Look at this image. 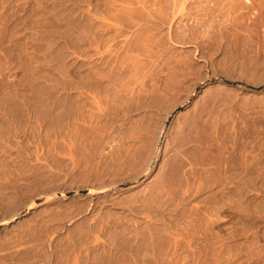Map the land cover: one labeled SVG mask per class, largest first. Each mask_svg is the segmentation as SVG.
Masks as SVG:
<instances>
[{
    "label": "rangeland",
    "instance_id": "obj_1",
    "mask_svg": "<svg viewBox=\"0 0 264 264\" xmlns=\"http://www.w3.org/2000/svg\"><path fill=\"white\" fill-rule=\"evenodd\" d=\"M104 1L0 0V264L4 259L7 263L14 264V260H11V258L15 259L16 257L18 260H15V264H69L67 262L72 264L77 257L83 259H76L78 264L79 262L80 264H88L90 261V264L97 262V264H161L164 261L167 262L164 264H168V262L169 264L170 262L172 264H185L188 261V263L193 264L196 262V257L193 259L195 262L192 263V260H188L191 259L188 256L190 254L194 256L199 254V257L202 255L200 257L202 262L200 259L198 260L199 257L197 256L196 264L199 261V264H264V0H233L232 2L231 0H187L185 3L182 2L183 0H173L179 2V5L172 2V0H168V2L166 1L168 6L173 7L167 6V8L161 6L156 8L155 4L158 3L154 0L152 2L148 0L151 2V6L147 0H144L142 4H140L141 0H137V2L140 1V3L138 2L139 6H137L136 1L135 4L131 0H125L127 1L126 4L130 1L133 2V6L135 4L134 8L132 4L128 3L131 5L130 10L128 4V7L122 4L124 3L123 0H116L119 6L122 4L124 8L127 7L125 8L128 9L127 12L133 11V8L136 9V7L140 9L141 5L148 4L146 5L149 6L148 9L143 6L144 9L141 10L147 18L145 19L144 16H141V13L139 14L141 18L144 17V21L138 18L136 12H140L139 9L133 12L136 17L138 16L137 18L132 16L133 13L131 12L132 15L130 13V15L126 14L130 16L131 27L127 24L129 21L126 23L128 16L125 17L124 9L113 10L116 9L113 7L117 6L118 8V5L114 6L117 3H112L113 5H109L110 8H108L106 7L107 3L109 4L114 0ZM162 1L159 4L166 6V3L164 4ZM193 2L195 3L193 4ZM153 3H155L156 9L154 6L152 7ZM144 10H148L149 14ZM117 11H124V15L123 13H117ZM115 13L123 15L120 16L125 17L127 20H122ZM113 16L115 18H112ZM116 18L123 22L121 23L118 20V23ZM113 19H115L116 24L110 28L109 24L115 23V21H111ZM136 19H139L140 22ZM120 23L123 25H119ZM124 23L127 25L125 26ZM115 25L121 26L125 30V32L118 30L124 35L120 36V33L116 32L119 28L114 29ZM107 28L111 30L109 29L106 32H110L105 33L103 30ZM113 29L118 35L114 34ZM137 31L141 33V36ZM135 33L141 39V43H139V40H135L138 38ZM109 37H113V39ZM114 37L118 38L115 39ZM130 37L133 39L128 41ZM108 38L110 40L115 39V41L108 44L111 42ZM124 38L129 42H127L129 46L126 45ZM123 41L124 45H122ZM130 42L133 43L130 44ZM135 42L141 45L131 46L136 45ZM142 42H145L146 45ZM106 44L110 45L109 49H106ZM115 45L119 48L124 47L121 48L122 51H118ZM111 47H115L118 53H115L116 51L112 50ZM138 47H142V49ZM132 48L136 50V53H138V49H141L142 51H139L140 55L135 54ZM98 49L102 51L97 52ZM129 49H132V51ZM144 49L146 52L141 55ZM111 50L114 52H111ZM123 50H126L127 53H122ZM101 52L103 53L100 54L101 56L97 54ZM118 55L119 57L121 55V57H118L120 60L116 61ZM122 55L129 61L122 59ZM107 56H112L113 59ZM129 56L132 58H126ZM109 59L112 66L110 67L111 64L107 65L111 70H108L110 68L106 65V62L109 63ZM141 59H143V62ZM91 61L94 62L91 63ZM91 65L95 67V71L92 70ZM125 66L126 68H124ZM103 70L104 72H102ZM91 71L97 73L94 74L93 72V75L90 74ZM96 77H103V79L98 83ZM108 77L111 79L104 80ZM112 79L113 81H111ZM92 84L94 86H91ZM87 85L91 90L86 87ZM92 89L97 92L92 93ZM77 93H82V96ZM69 95H73V97ZM96 96H98V99L95 98ZM83 98L86 104H84ZM95 100L99 101H97L98 105ZM69 102H72L71 106L73 107L68 105ZM76 102L79 104L77 105ZM123 102L128 104L126 108ZM122 103L125 105H123L124 107ZM85 107L86 109H82ZM125 109L129 111L126 112ZM69 110L70 113L66 114ZM91 110L94 113L89 112ZM78 112H83L88 118ZM90 113L91 115L94 114L93 118L96 120L94 124L96 123L98 128L93 124L95 120L89 117ZM65 114L66 116H64ZM68 114H72L74 117H70L71 115ZM78 115L82 118V122H90V128L99 129L100 132L99 134L97 130L93 129L94 131L87 132H97L85 137L84 133L87 132H84V130H89V126H87V123H83L86 124L82 126V128L84 127V133L81 132L84 138L81 137L82 140H78V137L77 140L74 139V145L78 146V150L81 148L88 149L87 151L83 150L85 151L83 153L87 154L86 157L81 152L82 149L77 150L82 153L81 155L75 154L77 148L70 141V138L76 137L78 134L76 132L80 131L74 130L77 127L74 124L82 123L79 122L81 119L77 117ZM69 118H75V121H71L74 126L69 125L72 128L67 126L70 124ZM78 118L79 121L76 120ZM62 122L66 125L61 124ZM61 125L68 127L67 130L69 128L74 129L66 134L64 131L66 129ZM80 127L76 129H81ZM105 127H107L106 130ZM97 133L100 141L97 139L98 136L95 135ZM69 134L72 137L69 138ZM81 134L80 136H82ZM67 137L66 140L68 141L64 139ZM67 143H71L72 147L76 149H71V146H69L71 144ZM88 143H92L93 146L99 149L92 147V145L89 147L90 144ZM72 150H74L72 154L78 156V160H82V157L87 158L86 161L82 160V165L78 162L82 167L75 166L78 168V170H73L75 176L71 170L74 168L72 166L76 156H71V158L69 156V152H72ZM90 150H94L95 155ZM240 152L242 153L241 162L244 164H240ZM245 152L249 155L252 154L250 157L249 155L245 156L249 160L248 162L259 160L257 169H252L254 172L251 170L253 174L245 168L248 163L243 157ZM92 154L94 157H92ZM113 154H116V156ZM90 157L95 160H91ZM247 157L252 158V160ZM72 158L74 161L71 160ZM116 159L119 160L118 164ZM107 160L111 161L108 162ZM93 161L95 163H92ZM96 161L98 164L101 162L102 166H100L104 169L113 166L110 169H113L114 172L112 170L110 172L108 168L109 171L106 172L105 169L104 172L103 168L95 165L97 164ZM104 161L105 163H103ZM65 162L68 164L65 165ZM75 163L79 165L77 162ZM93 164L98 168L96 171H101V176H96V179L91 176L90 172H86L85 166H89L90 169ZM122 164L125 167L119 172L121 174L118 173L113 178L112 173H115L116 168ZM94 165L92 166L93 169H90L91 171L96 169ZM84 167L85 169H82ZM243 167L249 172L245 171L246 173H244V169L241 170ZM68 169L71 172H67ZM81 169L82 171L79 174L78 171ZM83 170L86 172L85 175L82 174L84 173ZM258 171H261L259 172L262 173L261 176ZM96 173L99 175L98 172ZM104 173L108 174L105 175ZM247 173L250 174L246 176ZM92 174L95 175L94 172ZM238 174L242 175H239V177ZM76 175H79V177ZM109 175L112 176L109 177ZM85 176L87 178L90 176L93 180L87 179ZM121 176L124 178L122 179ZM252 176L254 177L252 178ZM98 177L103 178L102 181L99 179L100 181L97 182ZM247 177L255 178V181ZM111 178L113 180L108 181ZM236 178L239 180L238 182ZM83 180L88 182L83 183ZM104 182L106 184L110 182V185L105 186ZM89 183H93V186ZM253 183L257 186H253ZM112 186H116L114 188L117 189L113 190ZM104 188L103 193L89 195L91 190ZM115 190L117 191L114 192ZM111 195H114L112 200ZM38 199L43 201L27 212L24 211L29 203ZM130 202L133 203V207ZM125 204H129L131 208L129 205L125 206ZM78 205L83 208L81 209L83 211H80L79 208L72 212L71 210L76 209ZM89 205L96 207L90 206L94 209L92 210ZM123 207L129 208H124V212ZM65 210L67 211L65 212ZM128 210L129 212H127ZM103 212L107 213L103 215ZM106 215L110 217L107 219ZM67 216H70L69 220ZM86 218L88 220L85 221ZM71 219L72 221H70ZM96 220H101L104 226L110 227L104 232L97 231L96 234L99 237L91 233H88V236L80 233L83 230L84 233H87L85 230L87 225L84 224L93 223L88 221L95 222ZM56 221L61 222L57 223ZM82 221L83 223H81ZM46 223L48 225L53 223V225L48 226L45 225ZM110 223L112 225H109ZM76 225L84 229L82 230L78 226L75 227ZM130 225L136 227L132 228ZM57 226L61 227L60 232H56L59 228ZM205 226H209L211 229L209 227L204 228ZM43 227L51 232H49L50 235L46 233L48 230L46 231L45 228V231H43ZM123 227L124 229L128 228L126 229L129 230V233H125L130 236L125 237L126 234L121 232ZM50 228L51 230L53 228V231ZM73 228L77 229L74 230ZM131 228L132 230H130ZM69 229L72 231H69ZM204 229L206 233L209 230L207 235L206 233L203 234ZM77 230L79 232L72 234ZM130 231L131 233L134 231L135 235L132 233L134 238ZM41 234L44 237L40 241H42V244L45 242L44 245L39 242L38 237ZM156 234L157 236H155ZM184 234L188 239L193 237L195 239L199 238V240L195 242L193 238V240L190 239L189 244L192 241L193 246L186 247L188 243L185 241L188 242V240L186 237V240L182 239L185 236ZM19 235H22L23 238ZM76 235L80 236L77 237ZM83 235L88 239L92 238L89 239L92 245L96 244L90 245V247L86 245L88 248L84 250L88 251L87 253L83 250V248H86L83 247V244L85 241L89 242V240L85 238L84 241L82 239L84 238ZM112 235L113 237H111ZM121 235L125 236L119 239ZM192 235H195V237ZM92 236L98 237L102 241H99L98 238L94 240ZM154 236L155 239L152 238ZM168 236H171L170 240H168ZM219 236L220 239H225L226 242L220 241ZM204 237L210 238V243L208 239L205 241ZM12 238H14L13 241ZM16 238H19L20 241ZM77 238L81 240H76ZM10 239L11 241H8ZM35 239L38 241H35ZM171 239H175V242ZM217 239L221 244L225 243L222 248L220 243L216 246L213 244ZM26 240H29L28 243ZM67 240H69V245ZM103 240L107 242L103 243ZM176 240H179L178 243H176ZM15 241L18 242L15 243ZM75 241L83 242L80 244L78 242L77 245ZM122 241L125 243L123 244ZM127 241H132V243L129 242L128 244ZM169 241L173 242L175 249H170L172 244ZM183 242L186 243V250ZM204 242L210 244L209 246L214 245L210 248L216 250L208 249V245H206L207 247L201 246V248L200 245H205ZM39 245L42 247L38 251ZM74 245L77 247H74ZM79 245H82L83 248H80ZM161 245L163 247L159 249L158 247ZM173 245L172 247H174ZM110 246L116 247V249L113 248V252H109L110 249L108 248ZM72 247H74V250ZM196 247H199L198 250ZM224 247L225 250L222 252ZM30 248H36L37 251L34 253L33 249ZM103 248L108 249L107 251L104 250V253L108 252L110 254L111 260L109 263L106 261L99 262L104 256L100 253ZM131 248H134V250ZM79 249L83 251L80 252ZM75 250L79 251V254ZM201 250L206 253V256H203ZM164 251L173 255L171 256ZM172 251L173 253H171ZM217 252L222 257L219 255L214 256ZM29 253L34 254L32 255L33 258L28 255ZM223 255H225V258ZM207 256L211 257L210 260ZM218 256L221 259L224 258L223 261L219 260ZM153 257L158 258V260H152ZM186 257H188V261ZM124 259L126 260L124 261ZM159 260H162V262L160 263Z\"/></svg>",
    "mask_w": 264,
    "mask_h": 264
},
{
    "label": "bare ground",
    "instance_id": "obj_2",
    "mask_svg": "<svg viewBox=\"0 0 264 264\" xmlns=\"http://www.w3.org/2000/svg\"><path fill=\"white\" fill-rule=\"evenodd\" d=\"M80 1H83V0H80ZM96 1H97V0H96ZM109 1H111V0H109ZM109 1H106V0H105L104 2H109ZM114 1H115V2H114ZM114 1L110 2L109 4L107 3V6H106V7L110 8L111 5H113L114 3H117V2H118V1L116 2V0H114ZM123 1H124L125 4H124V3H122V4H123V5H126V6H127L128 3H130V4H132L133 2L135 3V1H136V3H137V6H139L138 2L140 3V1L137 2V0H131V1H133V2L130 1V2H128L127 4H126L127 1H125V0H123ZM123 1H122V2H123ZM147 1H148V0H147ZM147 1H146V2H147ZM149 1H150V0H149ZM149 1H148V2H149ZM154 1L157 2L158 4L153 3L152 7L154 6V4H155L156 8H159V6H161V7H163V8H165V7L167 8V6H168V4H167L168 0H165V2H163L164 0L162 1V3H164V4L166 3V6H162L163 4H162V5L159 4V3H161V0H160L159 2H158V0H157V1L154 0ZM166 1H167V2H166ZM190 1H191V0H190ZM193 1H194V0H193ZM232 1H233V0H231V2H232ZM235 1H236V0H235ZM235 1H234V2H235ZM238 1H239V0H238ZM119 2H120V1H119ZM151 2H152V0H151ZM151 2H149V3H150V4H149L150 6H151ZM172 2H174V1L172 0ZM172 2L170 1L171 4H172ZM182 2L185 3V2H187V0H183ZM86 3H89V2H86ZM101 3H103V2L101 1ZM112 3H113V4H112ZM120 3H121V2H120ZM136 3H135V4H136ZM142 3H144V0H143V2H142V0H141V3H140V4H142ZM174 3H178V5H179V2H176V1H175ZM174 3H173V4H174ZM180 3H181V1H180ZM194 3H195V2H193V4H194ZM247 3H248V2H247ZM122 4H120V6H121ZM130 4H128V6H129L128 9H129V10H130V6H131ZM135 4H134V6H135ZM145 4H146V3H145ZM181 4H182V3H181ZM189 4H190V3H189ZM233 4H234V3H233ZM243 4H244V3H243ZM86 5H87V4H86ZM105 5H106V4H105ZM109 5H110V6H109ZM115 5H118V8L120 7L118 3H117V4H114V6H115ZM123 5H122V7L119 8V9L117 8V6H116V7H113V6H112V7H113V8H116V9H113V10H118V11H119L120 9H124V10H125V15H126L127 13L129 14L130 12H131V13H133L134 11L136 12V11L139 9V7H138V9H137V7H136L137 10L134 9L135 7H134L133 4H132V6L134 7V8L132 7V8H133V11L131 10L130 12H129V11L127 12L128 9L126 10L125 8H127L128 6L124 8ZM146 5H148V4H146ZM146 5L144 6V4H143V5H141V6H142V7L144 6L145 8L149 7V6H146ZM157 5H158V6H157ZM178 5H177V6H178ZM231 5H232V3H231ZM83 6H84V5H83ZM91 6L93 7L94 5H91ZM91 6H90V7H91ZM155 6H154V8H155ZM170 6H171V5H169L168 7H170ZM175 6H176V4H175ZM192 6L194 7V5H192ZM192 6H191V7H192ZM236 6H237V5H236ZM252 6H253V5H252ZM142 7L139 9L140 12H138V11L136 12L138 16H139L140 13H141V16H144V12H141V10L144 9V7H143V8H142ZM161 7H160V8H161ZM171 7H173V6H171ZM178 7H179V6H178ZM88 8H89V5H88ZM154 8H151V9H154ZM156 8H155V9H156ZM176 8H177V7H176ZM176 8H174V9H176ZM180 8H182V7L180 6ZM204 8H205V7H204ZM147 9H148V8H147ZM155 9H154V10H155ZM177 9H179V8H177ZM191 9H192V8H191ZM162 10H163V9H162ZM118 11H117V13H121V14L123 13V15H124V11H123V12H118ZM144 11L147 12L148 10H144ZM149 11H150V8H149ZM151 11H152V10H151ZM261 11H262V10H261ZM155 12H156V11H155ZM178 12H179V11H178ZM117 13H115V15L118 16L119 14H117ZM131 13H130V14H131ZM142 13H143V15H142ZM147 13H148V12H147ZM85 14H87V13H85ZM121 14H120V15H121ZM130 14H129V15H130ZM134 14H135V13H133V15H132V14H131V15L134 16L135 18H137L138 16L136 17V16H135L136 14H135V15H134ZM148 14H149V13H148ZM83 15H84V14H83ZM115 15H114V16H115ZM120 15H119V16H120ZM123 15H121V16H123ZM129 15H126V16H125L126 18H127V16H128V20L125 19V17H124V18H122L121 16H120V17H121L122 20L125 19L124 21L127 20V21H126V23H127V22L130 20V16H129ZM145 15H146V13H145ZM114 16H113L112 18H115V17H116V16H115V17H114ZM132 16H131V17H132ZM161 16H162V14H161ZM258 16H259V15H258ZM81 17H82V16H81ZM90 17H91V16H90ZM92 17H97V16H92ZM120 17H118V18L120 19ZM134 17H132V18H134ZM144 17H145V16H144ZM144 17L141 18V17L139 16L138 18L143 19ZM149 17H150V15H149ZM132 18H131V20H132ZM146 18H147V17H145V19H146ZM257 18H258V17H257ZM81 19H83V18H81ZM99 19H100V18H99ZM101 19H102V17H101ZM103 19H104V18H103ZM116 19H117V18H116ZM119 19H117V22H118V23H119V21L121 20V19H120V20H119ZM145 19H143L142 21H144ZM148 19H149V18H148ZM159 19H160V18H159ZM106 20H107V19H106ZM118 20H119V21H118ZM136 20H139V19H136ZM136 20H135V21H136ZM111 21L114 22L115 19H113V20H111ZM133 21H134V19H133ZM148 21H149V20H148ZM109 22H110V21H109ZM120 22L122 23L123 21H120ZM129 22H130V24H129ZM129 22H128L127 24L129 25V27H131L130 25H131L132 23H131V21H129ZM138 22H140V20H139ZM157 22H159V21H157ZM163 22H164V21H163ZM121 23H120L119 25L122 26L123 24H121ZM126 23H124L125 26L127 25ZM114 24H116V21H115V23H112V24L110 23V24H109V25L111 26L110 28H112V26H113ZM109 25H108V26H109ZM162 25H163V24H162ZM102 26H103V25H102ZM116 26H117V25H115V27H113L114 29L119 28V29H117L116 32H118V30H119L120 32H121V31L125 32V30L122 29L121 26H120V27H119V26L116 27ZM125 26H123V27H125ZM127 27H128V26H127ZM92 28H93V27H92ZM110 28H109V29H110ZM103 29H104V28H103ZM109 29L107 28V29H105V30H103V31H105V33H108V32H110V31H108V32H106V31L109 30ZM114 29H113V30H114ZM121 29H122V30H121ZM110 30H111V29H110ZM94 31H95V30H94ZM100 31H101V30H100ZM103 31H102V32H103ZM139 31H140V30H139ZM96 32H97V31H96ZM120 32H118V33H120ZM127 32H128V31H127ZM137 32H138V31H137ZM137 32H136V33H137ZM118 33H115V30H114V34H117V35H118ZM136 33H135V35L137 36ZM138 33H140V32H138ZM94 35H95V34H94ZM100 35H101V34H100ZM119 35L121 36V35H124V34H123V33H120ZM138 35H139V34H138ZM113 36H116V35H113ZM136 36H135V38H136ZM139 36H141V33H140ZM123 37H124V36H123ZM137 37H138V36H137ZM87 38H88V37H87ZM109 38H111V37H109ZM109 38H108V39H109ZM114 38L117 39L118 37H114ZM125 38H126V36H125ZM125 38H124V39H125ZM135 38H134V39H135ZM111 39H113V37H112ZM115 39H114V40H110V39H109V41H111V42L108 43V44H111L112 42H114ZM120 39H121V38H120ZM132 39H133V38L130 37V39H129L128 41H131ZM81 40H82V39H81ZM125 40H126V39H125ZM135 40H139V41H140L141 39L138 37V38H136ZM145 40H146V39H145ZM94 41H95V40H94ZM109 41H107V42H109ZM119 41L121 42V40H119ZM119 41H116V42H119ZM128 41L126 40V42H125L126 45L129 43ZM104 42H106V41H104ZM120 42H119V44H121ZM127 42H128V43H127ZM137 42H138V41H137ZM100 43H101V42H100ZM123 43H124V41L122 42V45L125 44V43H124V44H123ZM132 43H133V42H130V44H132ZM139 43H141V41H140ZM139 43H136V42H135L136 45H131V46H137V44H138V46H140L141 44H139ZM142 43L145 44V42H142ZM88 44H89V43H88ZM114 44H116V43H114ZM148 44H149V43H148ZM106 45H107V44H106ZM112 45H113V44H112ZM122 45H120V46H122ZM142 45H143V44H142ZM145 45H146V44H145ZM94 46H95V44H94ZM113 46H114V45H113ZM127 46H129V44H128ZM131 46H130V47H131ZM143 46H144V45H143ZM97 47H98V45H97ZM107 47H108V48H107ZM109 47H110V45H107V46H106V49H109ZM115 47H116V49H117L118 51H122L121 48H123L124 46L119 48V46L115 45ZM115 47H114V48L111 47V49H112V50H115ZM117 47H118L120 50H119ZM138 48H141V49H142V47H138ZM138 48H136V49H138ZM144 48H145V46H144ZM147 48H149V47H147ZM124 49H126V48H124ZM127 49H128V48H127ZM132 49H133V51H135V54H139V53H140L139 51L141 50V49H138V53H136V50H135L134 48H132ZM132 49H131V50L129 49V50L132 51ZM145 49H146V48H145ZM145 49L143 50L144 53L142 52L141 55L145 54V52H146ZM98 50H99V51H98ZM98 50H96V51H97V52L102 51V50H100V49H98ZM112 50H111V52H114V51H112ZM96 51H95V52H96ZM115 51H116V50H115ZM123 51H124V52H122V53H125V52L127 53L126 50H123ZM141 51H142V50H141ZM115 53H118V52L116 51ZM82 54H83V53H82ZM97 54H98V55H100V54L102 55L103 53L101 52V53H97ZM101 55H100V56H101ZM139 55H140V54H139ZM139 55H138V56H139ZM100 56H99V57H100ZM122 56H123L122 59H123V58L125 59L124 55H122ZM81 57H82V56H81ZM102 57H103V56H102ZM107 57L110 58V59H113L112 56H111V57L107 56ZM118 57H119V55L117 56V59L115 58L116 61H119V60H120L119 58L121 57V55H120L119 58H118ZM142 57H143V56H142ZM147 57H148V56H147ZM126 58H132V57L129 56V57H126ZM134 58L136 59L137 57H134ZM96 59H97V58H96ZM96 59H95V60H96ZM103 59H104V60H108V59H105V58H103ZM103 59H102V61H103ZM110 59H109V63L106 62V65H107V64H108V65L111 64V63H110ZM118 59H119V60H118ZM137 59H138V58H137ZM95 60H94V61H95ZM99 60H100V59H99ZM125 60H128V61H129V59H125ZM130 60H131V59H130ZM132 60H133V59H132ZM132 60H131V61H132ZM138 60H139V59H138ZM94 61H91V63L94 62ZM141 61L143 62V59H141ZM113 62H114V61H113ZM97 63H98V62H97ZM99 63H101V62H99ZM130 63H132V62H130ZM94 64H95V63H94ZM102 64H103V62H102ZM113 64H115V63H113ZM143 64H144V63H143ZM92 65H93V64H92ZM92 65H91L92 70L95 71L96 69H94L95 67L92 66ZM106 65H102V66H106ZM108 65H107V66H108ZM116 65H117V64H116ZM124 65H125V64H124ZM127 65H128V64H127ZM138 65H139V62H138ZM138 65H137V66H138ZM141 65H142V63H141ZM95 66H97V65H95ZM107 66H106V67H107ZM111 66H112V64L110 65V67H111ZM133 66H135V65H133ZM108 67H109V66H108ZM110 67H109V68H110ZM116 67H117V66H116ZM116 67H115V68H116ZM122 67H123V66L121 65V69H122ZM138 67H139V66H138ZM103 68L105 69V67H103ZM124 68H126V66H125ZM139 68H140V67H139ZM119 69H120V68H119ZM97 70L100 71L99 69H97ZM101 70H102V68H101ZM108 70H111V68L108 69ZM108 70L106 71V69H105L106 72H108ZM122 70H123V69H122ZM94 71H91L92 73H90V74H93ZM113 71L115 72V69H114ZM100 72H101V71H100ZM102 72H104V70H103ZM106 72H105V73H106ZM114 72H113V73H114ZM121 72H123V71H121ZM95 73H97V72H94V74H95ZM85 74H86V73H85ZM94 74H93V75H94ZM101 74H102V73H101ZM114 75H115V73H114ZM85 76H86V75H85ZM95 76H96V75H95ZM95 76H94V77H95ZM97 76H98V75H97ZM83 77H84V76H83ZM103 77H104V76H103ZM103 77H102V78H97V77H96L97 82L100 83L101 80L103 79ZM111 77H112V75H111ZM86 78H87V77H86ZM86 78H85V79H86ZM109 78H110V77L105 78L104 80L107 79V81H108ZM113 78H114V77H113ZM110 79H111V78H110ZM89 81H91V80H89ZM111 81H113V79H112ZM93 83H94V82H93ZM95 83H96V82H95ZM95 83H94V84H95ZM102 83H105V82H102ZM83 84H85V83H83ZM86 84H88V83H86ZM86 84H85V85H86ZM68 85H70V84H68ZM89 85H90V84H89ZM89 85H87L86 87H88ZM91 86H94V85L92 84ZM66 87H68V86H66ZM80 87H81V86H80ZM84 87H85V86H84ZM99 87H100V86H99ZM69 88H70V87H69ZM69 88H67V89H69ZM88 88L90 89V87H88ZM65 89H66V88H65ZM95 89H96V88H95ZM90 90H91V89H90ZM90 90H89V91H90ZM92 90H93V89H92ZM70 91H71V90H70ZM89 91H87V92H89ZM95 92H97V91H96V90H93L92 93H95ZM98 92H99V91H98ZM100 92H102V90H100ZM69 93H70V92H69ZM82 93H84V91H82ZM82 93H81V94H80V93H79V94L77 93V94L82 96ZM98 95H101V94H98ZM66 96H67V95H66ZM69 96H71V95H69ZM69 96H68V98H69ZM83 96H84V95H83ZM71 97H73V95H72ZM76 97H78V96H76ZM87 97H88V96H87ZM89 97H90V96H89ZM66 98H67V97H66ZM66 98H65V100H66ZM68 98H67V99H68ZM79 98H81V97H79ZM79 98H78V99H79ZM95 98L98 99V96H96ZM106 98H107V97H106ZM70 99H71V98H70ZM75 99H77V98H75ZM92 99H93V98H92ZM92 99H91V102H92ZM82 100L85 102L84 98H83ZM70 101H71V100H70ZM78 101H80V100H78ZM95 101H96V104L99 102L98 100H95ZM95 101L93 102L94 104H95ZM97 101H98V102H97ZM73 102H74V101H73ZM84 102H82V103H84ZM124 102H126V101H124ZM124 102H123V103H124ZM66 103H67V102H66ZM82 103H81V104H82ZM123 103H122V106L125 104L126 106H125V105H124V106H125V108H126L128 104H126V103L123 104ZM127 103H128V100H127ZM64 104H65V101H64ZM71 104H72V102H69V103H68V105H70V106H71ZM74 104H75V103H74ZM76 104L78 105L79 103L76 102ZM84 104H86V102H85ZM98 104H99V103H98ZM98 104H97V105H98ZM124 106H123V107H124ZM71 107H73V106H71ZM71 107H69V108H71ZM79 107H84V106H79ZM64 108H65V105H64ZM75 109H78V108H75ZM82 109H86V107H85V108H82ZM116 109H117V108H116ZM23 110H24V109H23ZM80 110H81V109L79 108V111H80ZM127 110H128V109H127ZM127 110L125 109L126 112H127ZM24 111H25V110H24ZM83 111L85 112L86 110H83ZM128 111H129V110H128ZM65 112H66V111H65ZM71 112H72V110H71ZM74 112L77 113V111H75V110H74ZM89 112H93V111L91 110V111H89ZM67 113H70V110H69L68 112H66V114H67ZM78 113L85 115L83 112H82V113H81V112H78ZM87 113H88V111H87ZM87 113H86V114H87ZM93 113H94V112H93ZM63 114H64V111H63ZM66 114H65L64 116H66ZM72 114H73V112H72ZM72 114H68V115H71L70 117H74V116H72ZM93 115H94V114L91 115V113H90V114H89V117L93 118ZM113 115H114V114H113ZM85 116H86V115H85ZM77 117L80 118V115H78ZM86 117L88 118V116H86ZM63 118H64V117H63ZM63 118H62V119H63ZM75 118H76V117H75ZM75 118H74V119H75ZM79 118L76 119V120L79 121ZM83 118H84V117H83ZM91 118H90V119H91ZM64 119H67V118L65 117ZM69 119H70V118H69ZM71 119H72V120H71ZM71 119H70V124H68V122H67V124H68L67 126H68V127L72 128L71 126H69V125L72 124V126L75 125V127H76V125H77V127L79 128L80 125H81V127H80L81 129H76L77 127H76L75 129L73 128L75 131L80 130V131H79L80 133H79L78 131L76 132V134L78 133L79 135L77 134V136H76V135L74 134L76 137H72L70 134L68 135L69 138L72 137V138H70V141L73 142V145H74V139L77 140V137H78V140H82V139L84 138V137H83L84 135H85V137H86V135L94 134V133H96L97 131L99 132V129H96V128H98V127L96 126L97 124H96V123L94 124V122H96L95 118H93V120H95V121H93V124L96 126V128H95V129L93 128V129H94V130H97V131H95V132H93L94 130H93L92 128H90V124H89V123H90L89 121H91L92 119H91V120L89 119V121H88L89 123H87V121L82 122V118H80L81 120H80L79 122H80V123L82 122V123H81V124H74V125H73V123H71V121H75V120H74L73 118H71ZM87 120H88V119H87ZM67 121H68V120H67ZM0 122H1V121H0ZM22 122H23V121H22ZM63 123H64V122H62L61 124H63ZM76 123H77V122H76ZM83 123H87V126H89V128H88L89 130H84V132H85V131H86V132H87V131L90 132L91 130H93L92 133H89V132L84 133V132H83V128H84V127L82 128V126L84 125ZM103 124H106V123H103ZM65 125H66V123H64V126H65ZM78 125H79V126H78ZM85 125H86V124H85ZM85 125H84V126H85ZM8 126H9V125H8ZM43 126H44V125H43ZM61 126H62V125H61ZM64 126H62V127H64ZM87 126H86V129H87ZM95 126H94V127H95ZM104 126H107V125H104ZM68 127H67V128H68ZM92 127H93V125H92ZM67 128L64 127V129H66V130H67ZM70 128H69V130H67V131L64 130V129H63V130L65 131L66 134H68L67 132L73 130V129H70ZM106 128H107V127H105L104 129L106 130ZM81 130H82V131H81ZM81 132H83L84 135H82L83 133L81 134ZM101 132H102V130H101ZM16 133H17V132H16ZM70 133H72V132H70ZM80 134H81L82 136H80ZM99 134H100V132H99ZM18 135H19V134H18ZM72 135H73V134H72ZM74 135H73V136H74ZM95 135L98 136V133L95 134ZM79 136H80V137H79ZM100 136H102V135H100ZM68 137H67V138H64V139L66 140V139H68ZM81 137H83V138H81ZM94 137H95V136H94ZM79 138H80V139H79ZM72 139H73V140H72ZM86 139H87V138H86ZM97 139L99 140V136H98ZM100 139H102V137H100ZM102 140H103V139H102ZM102 140H101V141H102ZM66 141H68V140H66ZM99 141H100V140H99ZM89 142H90V139H89ZM19 143H20V142H19ZM19 143H18V144H19ZM67 144H71V143H67ZM85 144H86V146H87V142H86ZM85 144H84V145H85ZM88 144H90V143H88ZM133 144H135V143H133ZM213 144H214V143H213ZM19 145H20V144H19ZM91 145H92V147L97 148V147L93 146L92 143L89 145V147H90ZM94 145H95V144H94ZM120 145H121V144H120ZM67 146H68V145H67ZM67 146H66V147H67ZM69 146H71V149L74 148V147H76L75 145H74V147H72V144L69 145ZM69 146H68V147H69ZM96 146H97V145H96ZM123 146H124V143H123ZM114 147H115V146H114ZM114 147H113V148H114ZM119 147H122V146H119ZM76 148H77V149H76ZM76 148H74V150L76 149L75 151H77V150L79 149L78 146H77ZM67 149H68V148H67ZM81 149H82V148H81ZM81 149H80V150H81ZM84 149L86 150V148H83L82 151H81L82 153H83V152L85 153V151H83ZM92 149H93V148H92ZM97 149H99V148H97ZM115 149H116V148H115ZM115 149H113V150H115ZM123 149H124V148H123ZM69 150H70V148H69ZM74 150H72V152H71V151L69 152V156H70V158H71V156L74 157L75 154H77V155H78V154H80V155L82 154V153L78 152V151H80V150H78L77 152H74ZM87 150H88V149H87ZM87 150H86V151H87ZM118 150H120V149H118ZM121 150H122V148H121ZM121 150H120V151H121ZM90 151H92V150H90ZM122 151H123V150H122ZM122 151H121V152H122ZM138 151H139V149H138ZM73 152H74L75 154H72ZM92 152H93V154L95 155L94 150H93ZM92 152H90V153H92ZM221 152H222V151H221ZM29 153H30V152H29ZM84 153H83V155H85L84 157H86L87 154H84ZM87 153H88V152H87ZM90 153L88 154V156L90 155ZM114 153H116V152H114ZM240 153H241V152H240ZM93 154H92V155H93ZM118 154H119V153H118ZM243 154H244V153H243ZM245 154H246V152H245ZM245 154H244L243 157H244V159L248 162L249 160H247L245 156H247V155H249V154H246V155H245ZM94 155H93L92 157H94ZM113 155L116 156V154H113ZM113 155H112V156H113ZM139 155H140V154H139ZM241 155H242V153L240 154V156H241ZM250 155H252V154H250ZM250 155H249V157H250ZM27 156H28V155H27ZM30 156H31V155H30ZM75 156H76V155H75ZM110 156H111V155H110ZM115 156H114V157H115ZM118 156H119V155H118ZM240 156H239V157H240ZM263 156H264V155H263ZM48 157H49V156H48ZM53 157H54V156H53ZM58 157H59V156H58ZM77 157H78V156H76L75 161H74L73 158L71 159L72 161H74V164H73L72 167L76 168V169L73 168L71 171H73V170H78V168L82 167V166H81V165L83 164V163H81L82 160H84V161L87 160V158H83L82 156H81V157H82V160H78ZM92 157H90L91 160L94 159V158H92ZM143 157H144V156H143ZM221 157H222V156H221ZM249 157H247V158H249ZM252 157H253V156H252ZM257 157H259V156H257ZM79 158H80V157H79ZM241 158H242V156L240 157V162H241ZM254 158L257 159L256 157H254ZM254 158H253V159H254ZM261 158H262V157H261ZM261 158H259V159H261ZM85 159H86V160H85ZM107 159H110V158H107ZM249 159L252 160V158H249ZM262 159H263V158H262ZM77 160H78V161H77ZM94 160H95V159H94ZM102 160H103V158H102ZM111 160H112V159H111ZM111 160H109V161H111ZM116 160H117V159H116ZM242 160H243V159H242ZM257 160H258V159H257ZM97 161H98V159H97ZM97 161H96L97 164H95V165H96V166H97V165L100 166L102 163L100 162V164H98ZM107 161H108V160H107ZM109 161H108V162H109ZM118 161H119V160H117V162H116L117 164H118ZM142 161H143V160H142ZM223 161H224V160H223ZM237 161H238V160H237ZM261 161H262V160H261ZM261 161H260V165L262 166V164H261L262 162H261ZM75 162H77V163L80 162L81 165H80L79 163H78L79 165H76ZM232 162H233V161H232ZM244 162H245V161H244ZM247 162H246V163H247ZM258 162H259V160H258V161H253V160H252V161L248 162V163L245 165V166H246V167H245L246 170H249L250 173L253 174L254 171H253L252 169H255V168L257 169V167H258ZM65 163H66L65 165L68 164L67 162H65ZM84 163H85V162H84ZM92 163H95V161H93ZM103 163H105V161H104ZM113 163L115 164V162H113ZM147 163H148V162H147ZM263 163H264V162H263ZM85 164L91 165V164H89L88 162H86ZM220 164H221V163H220ZM231 164H232V163H231ZM240 164H244V163L241 162ZM44 165H45V164H44ZM70 165H72V164H70ZM70 165H69V166H70ZM93 165H94V164H93ZM93 165H92V166H93ZM95 165H94V166H95ZM214 165H215V164H214ZM69 166H66V167L68 168ZM75 166H77V167L80 166V167L77 168V167H75ZM92 166H90V167H91L90 169H93ZM96 166H95V167H96ZM101 166H102V165H101ZM101 166H100V168H103V171H104V172H105V169L107 170V168H108V167H106V168L104 169V167H101ZM114 166H116V164H115ZM121 166H122V167H121ZM121 166H120V167H117V168H116L117 170L115 169V170H116L115 173H112V175L114 176L113 178H115V177H116V174H118L119 172H121V171L123 170L122 168L125 167L123 164H122ZM222 166H223V165H222ZM225 166H226V165H225ZM242 166H244V165H242ZM261 166H259V167H261ZM85 167H86V169H87L86 172H90V173H91V176H94V178H95L96 176H101V174H100L101 171H100V172H99V171H96V170H98V168H97L98 166H97L96 169H94L93 171H91V170L88 168L89 166L87 167V165H86ZM85 167L82 168V169H85ZM263 167H264V166H263ZM69 168H70V167H69ZM110 168H113V166L110 167ZM110 168H108V169H110ZM218 168H219V167H218ZM245 168L243 167L241 170L244 169V171H243L244 173L249 172V171H246ZM70 169H71V168H70ZM70 169H68V170H66V171L69 172ZM82 169L78 171L79 174H80V171H82ZM118 169H119V170H118ZM144 169H145V168H144ZM182 169H183V168H182ZM182 169H181V170H182ZM220 169H221V168H220ZM220 169H219V170H220ZM233 169H234V167H233ZM260 169H261V168H260ZM260 169H259V170H260ZM262 169H263V168H262ZM89 170H90V171H89ZM101 170H102V169H101ZM111 170H112V172H114L113 169H110V172H111ZM167 170H168V169H167ZM224 170H225V169H224ZM251 170H252L253 172H251ZM41 171H42V170H41ZM63 171H64V170H63ZM71 171H70V172H71ZM83 171H84V173H82V174L85 175L86 172H85V170H83ZM108 171H109V170H107L106 172H108ZM165 171H166V170H165ZM172 171H173V170H172ZM221 171H222V170H221ZM245 171H246V172H245ZM67 172H65V173H67ZM73 172H74V171H73ZM92 172H94L95 175H93ZM96 172H98L99 175H97ZM168 172H169V171H168ZM227 172H228V171H227ZM238 172H239V171H238ZM241 172H242V171H241ZM255 172H257V171H255ZM259 172H261V171H258V173H259ZM90 173H87V174H90ZM125 173H126V172H125ZM244 173H242V174H244ZM250 173H247V175H246V174H245V175L248 176V174H250ZM69 174H70V173H69ZM104 174H105V173H104ZM106 174H108V173H106ZM106 174H105V175H106ZM120 174H121V173H119V175H120ZM126 174H127V173H126ZM219 174H220V173H219ZM228 174H229V173H228ZM242 174H241V175H242ZM260 174H262V173H259V175H260ZM66 175H68V174H66ZM102 175H103V173H102ZM112 175H109V177L112 176ZM239 175H240V174H238V176H239ZM241 175H240V176H241ZM254 175H255V173H254ZM256 175L259 176L257 173H256ZM74 176H75V172H74ZM74 176H73V177H74ZM76 176H77V175H76ZM122 176H123V175H122ZM122 176H121V177H122ZM128 176H129V175H128ZM240 176H239V177H240ZM257 176H256V178H257ZM260 176H261V175H260ZM77 177H79V175H78ZM77 177H75V178H77ZM104 177H106V176H104ZM109 177H107V178H109ZM233 177H234V176H233ZM236 177H237V176H236ZM244 177H245V176H244ZM253 177H254V176H252V178H253ZM80 178H81V177H80ZM82 178H83V177H82ZM85 178H87V177L85 176ZM89 178H90L91 180H93V178H91L90 176H89ZM89 178H87V179H89ZM123 178H124V177H122V179H123ZM126 178H127V177H126ZM237 178H238V177H237ZM237 178H236V179H237ZM247 178H251V177H247ZM252 178H251V179H252ZM259 178H260V177H259ZM95 179H96V178H95ZM99 179L101 180V179H103V178H101V177L99 178V177H98L97 182L100 181ZM118 179H119V177H118ZM228 179H229V178H228ZM241 179H242V177H241ZM254 179H255V178H254ZM254 179H252V180L255 181ZM263 179H264V177H263ZM263 179H262V180H263ZM75 180H76V179H75ZM104 180H105V179H104ZM111 180H113V179L111 178V179L108 180V181L111 182ZM222 180H223V179H222ZM247 180H248V179H247ZM256 180H257V179H256ZM5 181H6V180H5ZM9 181H10V180H9ZM81 181H82V180H81ZM83 181H84L83 183H85V182L87 183V182H88L87 180H83ZM94 181H96V180H94ZM101 181H102V180H101ZM108 181H106V182H108ZM117 181H119V180H117ZM219 181H220V180H219ZM238 181H239V180L237 179V182H238ZM260 181H261V179H260ZM89 182H92V181H89ZM97 182H96V183H97ZM106 182H104L105 186H106V185H110V184H109L110 182H109L108 184H106ZM122 182H123V181H122ZM124 182H125V179H124ZM220 182H221V181H220ZM81 183H82V182H81ZM112 183H113V182H112ZM221 183H222V182H221ZM240 183H242V182H240ZM244 183H245V182H244ZM256 183H258V182H256ZM3 184H4V183H3ZM6 184H7V183H6ZM90 184H91V183H89V185H90ZM92 184H93V183H92ZM92 184H91V185H92ZM97 184H98V183H97ZM101 184H102V183H101ZM101 184H100V186L104 185V184H102V185H101ZM119 184H120V182H119ZM111 185H112V184H111ZM244 185H245V184H244ZM251 185H252V184H251ZM80 186H82V185H80ZM92 186H93V185H92ZM97 186H98V185H97ZM131 186H132V187H135L134 185H131ZM248 186H249V185H248ZM253 186H257V185H255V183H253ZM94 187H95V186H94ZM94 187H93V188H94ZM112 187H113V190H114V189H117V188H114V187H116V186H112ZM120 187H121V186H120ZM122 187H123V186H122ZM82 188H83V187H82ZM82 188H81V189H82ZM105 188H106V187H105ZM105 188H104V189H99V190H98V189L91 190V191L89 192V195H94V194L96 195V194H98V193H103V192L105 191ZM240 188H241V187H240ZM250 188H251V186H250ZM250 188H249V189H250ZM208 189H209V188H208ZM252 189H253V187H252ZM84 190H85V189H84ZM197 190H198V189H197ZM6 191H7V190H6ZM106 191H108L107 188H106ZM116 191H117V190H115L114 192H116ZM240 191H241V190H240ZM114 192H112V193L114 194ZM187 192H189V191H187ZM238 192H239V191H238ZM193 193H194V192H193ZM0 194H1V193H0ZM3 194H4V193H3ZM109 194H110V193H109ZM238 194H239V193H238ZM242 194H243V193H242ZM89 195H88V196H89ZM193 195H194V194H193ZM239 195H240V194H239ZM1 196H2V195H1ZM99 196H101V195L99 194ZM107 196H108V193H107ZM112 196H114V195H111V200L114 199V198H112ZM187 196H188V195H187ZM241 196H242V195H241ZM5 198H6V196H5ZM108 198L110 199V196H108ZM182 198H183V196H182ZM43 199H44V198H43ZM87 199H88V198H87ZM116 199H117V198H116ZM135 199H136V198H135ZM140 199H141V198H140ZM44 200H45V199H44ZM46 200H47V199H46ZM111 200H109V201H111ZM131 200H132V199H131ZM186 200H187V199H186ZM42 201H43V200H42ZM103 201H104V199H103ZM241 201H242V200H241ZM90 202H92V201H90ZM116 202H117V201H116ZM126 202L128 203L129 201H126ZM1 203H2V202H1ZM92 203H93V202H92ZM96 203H97V201H96ZM127 203H126V204H127ZM11 204H12V203H11ZM87 204H89V203H87ZM101 204H102V203H101ZM101 204H100V205H101ZM104 204H106V203H104ZM122 204H123V203H122ZM126 204H125V206H128V205H129V204H128V205H126ZM38 205H39V204H38ZM38 205H37V206H38ZM130 205H132V207L134 206L133 203H131V202H130ZM130 205H129V207H130ZM7 206H9V205H7ZM12 206H13V204H12ZM24 206H25V205H24ZM24 206H23V207H24ZM34 206H36V205H35L34 201H32V202L29 203V205L24 209V211L27 212L29 209L33 208ZM90 206H91V205H89V207H90ZM93 206H94V205H93ZM93 206H91V207H93ZM96 206H97V204H96ZM96 206H94V207H96ZM91 207H90V208H91ZM97 207H98V206H97ZM129 207H128V208H129ZM79 208H80V205H78V207H76V209L73 208V210H71V211L74 212L75 210H77V209H79ZM99 208H101V207L99 206ZM99 208H98V209H99ZM124 208H127V207H123V209H124ZM128 208H127V209H128ZM130 208H131V207H130ZM136 208H137V206H136ZM65 209H66V208H65ZM81 209H83L82 207L80 208V211H83V210H81ZM91 209L94 210L93 208H91ZM102 209H103V208H102ZM15 210H16V209H15ZM205 210H206V209H205ZM24 211H23V212H24ZM63 211H64V210H63ZM66 211H67V210H65V212H66ZM71 211H70V212H71ZM80 211H79V212H80ZM95 211H96V210H95ZM107 211H109V210H107ZM136 211H137V210H136ZM9 212H10V211H9ZM13 212H14V211H13ZM97 212H98V211H97ZM124 212H125V209H124ZM127 212H129V210H128ZM131 212H132V211H131ZM131 212H130V213H131ZM59 213H60V212H59ZM59 213H57V214H59ZM67 213H68V212H67ZM94 213H96V212H94ZM103 213H104V212H103ZM105 213H107V212H105ZM105 213H104L103 215H105ZM121 213H122V212H121ZM12 214H14V213H12ZM19 214H20V213H19ZM68 214L70 215L71 213H68ZM92 214H93V213H92ZM96 214H97V213H96ZM98 214H99V213H98ZM109 214H110V213H109ZM189 214H190V213H189ZM195 214H196V213H195ZM54 215L56 216V213H55ZM71 215H72V214H71ZM76 215L78 216V214H76ZM101 215H102V214H101ZM103 215H102V217H103ZM192 215H193V214H192ZM48 216H49V215H48ZM55 216H54V217H55ZM95 216H97V215H95ZM106 216H107V217H106ZM106 216H104V217H106L107 219H108V217H110L109 215H106ZM111 216L113 217L112 214H111ZM114 216H115V215H114ZM200 216H201V215H200ZM54 217H53V218H54ZM69 217H70V216H67L68 220L70 219ZM71 217H73V216H71ZM74 217H75V213H74ZM86 217H87V216H86ZM192 217H193V216H192ZM77 218H78V217H77ZM81 218H85V217H81ZM90 218H91V217H90ZM106 218H105V220H106ZM120 218L122 219V217H120ZM194 218H195V217H194ZM75 219H76V218H75ZM97 219H98V218H97ZM102 219H103V218H102ZM112 219H114V218H112ZM115 219H116V218H115ZM196 219H197V218H196ZM202 219H203V218H202ZM209 219H210V218H209ZM57 220H58V219H57ZM60 220H62V219H60ZM73 220H74V219H73ZM86 220H88V219L86 218L85 221H86ZM89 220H94V219H89ZM110 220H111V218H110ZM110 220H109V222H110ZM118 220H119V219H118ZM118 220H116V221H118ZM186 220H187V219H186ZM210 220H211V219H210ZM70 221H72V219H71ZM114 221H115V220H114ZM119 221H120V220H119ZM121 221H122V220H121ZM125 221H126V220H125ZM201 221H202V220H201ZM204 221H205V220H204ZM206 221H207V220H206ZM53 222H54V221H53ZM56 222H57V221H56ZM60 222H61V221H59V222H57V223H60ZM88 222H93V223H88V224L86 223V224H84V225H87V227H85V228H87V229H85V230L87 231V233H84V232H85V231L83 230L84 228H83V229L81 228L82 224H80L81 226L76 225L75 227L78 226V228H81V229L83 230V232L81 231L80 233H83V234H86V235H87L88 233H91V234H95V236H98V234H96L97 231H99V232H100V231H103V232H104V231H107V230H108V227H110V226H108V225H107L108 227L104 226V225H103V222H102L101 220H96L95 222H94V221H88ZM106 222H108V221L106 220ZM126 222H127V221H126ZM133 222H134V221H133ZM136 222H138V221H136ZM151 222H152V221H151ZM209 222H210V221H209ZM54 223H55V222H54ZM79 223H80V222H79ZM81 223H83V221H82ZM111 223H113V222H111ZM111 223H110L109 225H112ZM114 223H117V222H114ZM134 223H135V222H134ZM191 223H192V222H191ZM42 224H44V223H42ZM105 224H107V223H105ZM119 224H120V223H119ZM121 224H123V223H121ZM129 224H130V223H129ZM135 224H136V223H135ZM138 224H139V223H138ZM188 224H189V223H188ZM45 225H48V223H46ZM49 225H53V223H52V224L49 223ZM49 225H48V226H49ZM57 225H58V224H57ZM62 225H63V224H62ZM62 225H60V226L62 227ZM84 225H83V226H84ZM123 225H124V224H123ZM125 225H126V224H125ZM139 225H140V224H139ZM186 225H187V224H186ZM186 225H185V226H186ZM189 225H190V224H189ZM194 225H195V224H194ZM206 225H207V224H206ZM210 225H211V224H210ZM41 226H44V225H41ZM48 226H47V227H48ZM55 226H56V225H55ZM60 226H57V227H59V228H58V231H56V230H54V231H56V232H60V230H61V227H60ZM115 226H116V225H115ZM118 226H119V225H118ZM126 226H128V225H126ZM130 226H131V225H130ZM130 226H129V227H130ZM150 226H151V225H150ZM195 226H196V225H195ZM33 227H34V226H33ZM52 227H53V226H52ZM119 227H120V226H119ZM124 227H125V226H124ZM124 227L122 228V230L120 229L121 232H122L123 234H124L125 232L127 233V232L129 231V230L127 231V229H128L127 227H126L127 229L125 228L126 230L124 229ZM131 227H132V226H131ZM133 227H136V226L133 225ZM133 227H132V228H133ZM137 227H138V225H137ZM148 227H149V226H148ZM159 227H160V225H159ZM207 227H209V226H207ZM207 227L205 226L204 228H207ZM44 228L46 229V231L48 230L46 227H43V231H45ZM53 228H54V227H53ZM53 228H52V230H51V228H50V230L53 231ZM111 228L113 229V227H111ZM117 228H118V227H117ZM120 228H121V227H120ZM132 228H131L130 230H132ZM146 228H147V227H146ZM156 228H157V227H156ZM167 228H168V226H167ZM209 228L211 229V227H209ZM209 228H208V229H209ZM40 229H41V228H40ZM54 229H55V228H54ZM73 229H74V228H73ZM75 229H77V228H75ZM75 229H74V230H75ZM81 229H79V230H81ZM118 229H119V228H118ZM136 229H137V228H136ZM138 229L140 230V228H138ZM194 229H195V228H194ZM29 230H30V228H29ZM33 230H34V229H33ZM38 230H39V229H38ZM115 230H116V229H115ZM133 230H134V229H133ZM165 230H166V229H165ZM200 230H201V229H200ZM204 230H205V229H204ZM21 231H22V230H21ZM69 231H72V230L69 229ZM110 231H113V230H110ZM110 231H109V232H110ZM134 231H135V230H134ZM134 231H133V232H134ZM136 231H137V230H136ZM168 231H169V230H168ZM168 231H167V232H168ZM190 231H191V230H190ZM197 231H198V230H197ZM202 231H203V230H202ZM202 231H201V232H202ZM208 231H209V230H208ZM208 231H207V233H208ZM23 232H24V231H23ZM49 232H50V231L48 230L46 233L49 234ZM76 232H79V231H78V230H77V231H74V233H72V234H75ZM133 232H132V233H133ZM143 232H144V231H143ZM149 232H150V231H149ZM159 232H160V231H159ZM212 232H213V231H212ZM24 233H25V232H24ZM44 233H45V232H44ZM46 233H45V234H46ZM50 233H51V232H50ZM53 233H55V232H53ZM69 233H71V232H69ZM80 233H79V234H80ZM107 233H108V232H107ZM115 233H116V232H115ZM117 233H118V232H117ZM126 233H125V234H126ZM128 233H129V232H128ZM132 233H131V231H130V234H131V235H132ZM140 233H141V232H140ZM140 233H139V235H141ZM204 233H206V230L203 231V234H204ZM207 233H206V235H207ZM239 233H240V232H239ZM36 234H37V233H36ZM55 234H57V233H55ZM109 234H110V233H109ZM133 234H134V233H133ZM142 234H143V233H142ZM152 234H153V233H152ZM157 234H158V233H157ZM157 234H156L155 236H157ZM182 234H183V233H182ZM13 235H14V234H13ZM16 235H17V234H16ZM27 235H28V234H27ZM49 235H50V234H49ZM69 235H70V234H69ZM89 235H90V234H89ZM101 235H102V234H101ZM115 235H116V234H115ZM128 235H129V234H128ZM128 235H127V234H126V236H125V235H121V237H119V239L124 238V236H125V237H128ZM134 235H135V234H134ZM134 235H132V237H133ZM139 235H138V237H139ZM147 235H149V234H147ZM150 235H151V233H150ZM150 235H149V236H150ZM153 235H154V234H153ZM184 235H185V234H184ZM187 235H188V234H187ZM209 235H210V233H209ZM209 235H208V237H210ZM216 235H217V234H216ZM17 236H18V235H17ZM17 236H15V237H17ZM19 236H20V235H19ZM29 236H30V235H29ZM41 236H42V238H40ZM41 236L38 237V238H39V242L42 244V241H40V240H41V239L43 240L44 235L41 234ZM46 236H48V235L46 234ZM76 236L78 237V236H80V235H76ZM76 236H75V238H76ZM81 236H82V234H81ZM87 236H88V235H87ZM95 236H92V237L94 238V240H95V238H96ZM129 236H130V235H129ZM149 236H148V238H149ZM155 236L152 237V238L155 239ZM160 236H161V235H160ZM162 236H163V235H162ZM166 236H167V235H166ZM182 236H183V235H182ZM188 236H189V235H188ZM192 236L195 237V235H192ZM198 236H199V235H198ZM201 236H202V235H201ZM211 236H212V235H211ZM8 237H9V236H8ZM15 237H14V238H15ZM20 237L23 238L22 235H21ZM71 237H74V236H71ZM83 237H84V238H82L83 240H84L85 238H87V237L84 236V235H83ZM89 237H90V236H89ZM98 237H99V236H98ZM98 237H97V238H98ZM111 237H113V235H112ZM132 237H131V238H132ZM144 237H145V236H144ZM150 237H151V236H150ZM170 237H171V236H170ZM170 237L168 236V238H169L168 240H170ZM185 237H186V235H185L184 238H182V239L186 240L187 237H186V238H185ZM190 237H191V235H190ZM221 237L225 238L224 236H221ZM14 238H12V241H13ZM22 238H21V239H22ZM38 238H37V239H38ZM45 238H46V237H45ZM51 238H52V237H51ZM54 238H55V237H54ZM80 238H81V237H80ZM97 238H96V239H97ZM108 238H109V237H108ZM133 238H134V237H133ZM139 238H141V236H140ZM152 238H151V239H152ZM157 238H159V237H157ZM172 238H173V237H172ZM174 238H175V239H179V238H177V237H174ZM192 238H193V237H192ZM192 238H189V239L187 238L188 242L185 241L186 243H188V245H186V243L184 244V242H183V244H184V248H185V245H186V247H188L189 245H190V246H191V245L193 246L192 241H191V244H189V243H190L189 240L192 239ZM196 238H197V236H196ZM204 238L206 239V240H205V239H204V240L207 241L208 238H206V237H204ZM7 239H8V238H7ZM16 239H18V241H20L19 238H16ZM16 239H15V240H16ZM33 239H34V238H33ZM37 239H35V241H36ZM68 239H69V237H68ZM78 239H79V238H77L76 240H78ZM87 239H88V238H87ZM87 239H86V240H87ZM89 239H92V238H89ZM89 239H88V240H89ZM98 239H99V241L101 240L100 238H98ZM102 239H103V238H102ZM136 239H138V238L136 237ZM136 239H135V241H136ZM159 239H160V238H159ZM162 239H163V238H162ZM175 239H171V240H174V242H175ZM180 239H181V237H180ZM193 239H194L195 242H196V240H199V238H197V239L193 238ZM193 239H192V240H193ZM211 239H212V238H211ZM213 239H214V238H213ZM219 239H220V236H219ZM70 240H71V238H70ZM73 240H74V238H73ZM79 240H81V239H79ZM94 240H92V241H94ZM106 240H108V239H106ZM129 240H130V239H129ZM142 240H143V239H142ZM152 240H153V239H152ZM165 240H166V238H165ZM202 240H203V239H202ZM221 240H222V238L220 239V241H221ZM8 241H11V239L8 240ZM18 241H17V242H18ZM21 241H22V240H21ZM28 241H29V240H28ZM28 241L26 240L27 243H28ZM32 241H33V240H32ZM37 241H38V240H37ZM44 241H45V239H44ZM68 241H69V240H67V244H68ZM84 241H85V240H84ZM101 241H102V240H101ZM116 241H117V240H116ZM132 241H133V239H132ZM132 241H129V242L132 243ZM147 241H148V240H147ZM176 241H177V240H176ZM178 241H179V240H178ZM178 241H177L176 243H178ZM180 241H181V240H180ZM182 241H183V240H182ZM182 241H181V242H182ZM208 241H209V243H210V241H211L210 238L208 239ZM217 241H218V239L215 240L216 244H215V242L213 243L215 246H216L218 243L221 244L220 241H218V242H217ZM222 241L226 242L225 239L222 240ZM17 242L15 241V243H17ZM54 242H55V241H54ZM70 242H71V241H70ZM75 242H76V244H77L79 241H75ZM82 242H83V241H82ZM82 242H79L78 244H80V243H82ZM85 242H86V243H85ZM85 242H84L85 245L83 244V247L85 246L86 248H83L82 245H79V247H80V248H83V250H84V249H87V248H88L87 246L90 247V245H92V244H91L92 242H90V240H89V242H88V241H85ZM94 242H95V241H94ZM94 242H93V243H94ZM96 242H97V240H96ZM105 242H107V241H105ZM105 242H104V240H103V243H105ZM110 242H112V241H110ZM122 242H123V244L125 243L124 241H122ZM127 242H128V241H127ZM127 242H126V244H127ZM129 242H128V244H129ZM195 242H194V243H195ZM40 243H38V244H40ZM44 243H45V242H43L42 245H44ZM52 243H53V242H52ZM87 243H90V244H87ZM118 243H119V241H118ZM120 243H121V240H120ZM169 243L172 244L173 242H172V241H171V242L169 241ZM198 243H199V241H198ZM206 243H207V242H204L205 245L201 244L200 247H201V246H202V247H203V246H204V247H207L206 245H208V243H207V244H206ZM211 243H212V242H211ZM222 243H223V242H222ZM10 244H11V243H10ZM10 244H9V245H10ZM12 244H13V243H12ZM12 244H11V245H12ZM71 244H72V243H71ZM76 244H75V245H76ZM78 244H77V245H78ZM115 244H116V243H115ZM126 244H125V245H126ZM180 244H181V243H180ZM224 244H225V243H224ZM224 244H221V248L224 246ZM36 245H37V244H36ZM49 245H50V244H49ZM68 245H69V244H68ZM75 245H74V247H77V246H75ZM86 245H87V246H86ZM93 245H96V244L94 243ZM93 245H92V246H93ZM97 245H98V244H97ZM99 245H101V244H99ZM102 245H104V244H102ZM119 245H120V244H119ZM131 245H132V244H131ZM172 245H173V244H172ZM172 245L170 246V249H171V248H174V249H175V246L173 245L174 247H172ZM177 245L180 246L179 244H177ZM209 245H210V244H209ZM209 245H208V246H209ZM211 245H212V244H211ZM214 245L209 246L208 249H209L210 247H213ZM226 245H227V244H226ZM5 246H6V245H5ZM13 246H14V245H13ZM70 246H71V245H70ZM72 246H73V245H72ZM104 246H105V245H104ZM111 246H112V245H111ZM111 246H110V247H111ZM120 246H121V245H120ZM120 246H119V247H120ZM178 246H176V247H178ZM181 246L183 247L182 244H181ZM218 246H219V245H218ZM218 246H217V247H218ZM0 247H1V246H0ZM29 247H31V246H29ZM32 247H33V246H32ZM35 247H36V246H35ZM38 247H39V249H38L37 247H36V248H37L38 251H39V250L41 249L42 246L39 245ZM74 247H72L73 250H74ZM79 247H78V248H79ZM100 247H101V246H100ZM106 247H107V246H106ZM110 247L108 248V249H110V250L107 249L109 252H113V248L116 249V247H111V248H110ZM117 247H118V246H117ZM161 247H163V246L161 245V246H159L158 248L160 249ZM202 247H201V248H202ZM4 248H6V247H4ZM4 248H3V249H4ZM9 248H10V247H9ZM26 248H28V247H26ZM36 248H35V249H36ZM70 248H71V247H70ZM93 248L95 249V247H93ZM97 248H98V247H97ZM101 248H102V247H101ZM101 248H98V249H101ZM135 248H136V246H135ZM150 248H151V247H150ZM150 248H149V249H150ZM153 248H154V247H153ZM158 248H157V249H158ZM167 248H168V247H167ZM198 248H199V247H196L197 250H198ZM218 248H219V247H218ZM221 248H220V250H221ZM16 249H17V248H16ZM30 249H33L34 253L37 251V249L35 250L34 248H30ZM56 249H57V248H56ZM67 249H69V248H67ZM76 249H77V248H76ZM131 249L134 250V248H131ZM151 249H152V248H151ZM174 249H172V250H174ZM178 249H179V247H178ZM205 249H206V248H205ZM205 249H204V250H205ZM210 249L212 250V249H214V248H210ZM25 250H26V249H25ZM25 250H24V251H25ZM27 250H28V249H27ZM64 250H65V249H64ZM79 250H80V249H79ZM83 250H80V252L83 251ZM104 250H106V249L103 248V249L101 250L102 252L100 251V253L104 254V256H102V258L100 259L101 261L99 260V262L102 263V261H104V262L106 261V262L109 263L110 260H111V258H110V254H109L108 252H107V253H106V252L104 253ZM107 250H106V251H107ZM123 250H124V249H123ZM135 250H137V249H135ZM155 250H156V249H155ZM155 250H154V251H155ZM165 250H166V249H165ZM176 250H177V249H176ZM181 250H182V249H181ZM185 250H186V248H185ZM214 250H216V249H214ZM224 250H225V247H224V249H222V252H223ZM226 250H227V249H226ZM31 251H32V250H31ZM33 251H32V252H33ZM45 251H47V250H45ZM84 251H85L86 253L88 252V251H86V250H84ZM118 251H119V250H118ZM170 251H171V250H170ZM201 251H202V254H203V256H204L206 253H203V250H201ZM206 251H208V250H206ZM12 252H13V250H12ZM70 252H71V251H70ZM75 252H78V254H79V251H76V250H75ZM148 252L150 253V251H148ZM161 252H162V251H161ZM164 252H166V251H164ZM176 252H178V251H176ZM176 252H174V253H176ZM204 252H205V251H204ZM212 252H213V251H212ZM219 252H220V251H219ZM259 252H260V251H259ZM9 253L11 254V252H9ZM14 253H15V252H14ZM26 253H27V252H26ZM90 253H92V252H90ZM90 253H88V254H90ZM95 253H96V252H95ZM95 253H94V254H95ZM97 253H98V252H97ZM100 253H99V254H100ZM155 253H156V252H155ZM166 253H167V252H166ZM168 253H169V252H168ZM168 253H167V254H168ZM171 253H173V251H172ZM196 253H197V252H196ZM220 253H221V252H220ZM220 253L217 252V254L215 253L214 256L219 255ZM225 253H226V252H225ZM4 254H5V253H4ZM6 254H7V253H6ZM12 254H13V253H12ZM39 254H40V252H39ZM48 254H49V253H48ZM112 254H113V253H112ZM212 254H213V253H212ZM222 254H223V253H222ZM0 255H1V254H0ZM28 255H31V257H32V255H34V254H32V253L30 254V253H29ZM37 255H38V253H37ZM71 255H72V254H71ZM92 255H93V254H92ZM134 255H135V254H134ZM155 255H156V254H155ZM155 255H153V256H155ZM169 255L172 256L173 254H170V253H169ZM183 255H184V254H183ZM192 255H193V254L188 255L189 258H191V259H188V260H192V263L195 262V260H196V262H197V258L199 257V256H198L199 254H198V255L196 254L198 257H197V256H194V255L192 256ZM200 255H201V254H200ZM3 256H4V255H3ZM84 256H85V255H84ZM86 256H87V255H86ZM96 256H98V255L96 254ZM112 256H113V255H112ZM120 256H121V255H120ZM148 256H149V255H148ZM151 256H152V255H151ZM186 256H187V255H186ZM205 256H206V255H205ZM214 256H213V257H214ZM219 256H220V255H219ZM219 256H218V257H219ZM223 256H224V258H225V255H223ZM13 257H15V256L13 255ZM22 257H23V256H22ZM53 257H54V256H53ZM89 257H91V256H89ZM92 257H94V256H92ZM163 257H164V256H163ZM163 257H162V259L164 260L165 257H164V258H163ZM194 257H196L195 260H193ZM200 257H202V255H201ZM200 257L198 258V260H199V259L201 260ZM220 257H222V255H221ZM220 257H219V260L221 259ZM242 257H243V256H242ZM8 258H9V257H8ZM16 258H17V257H16ZM16 258H15V259H14V258H11V260H12V259L14 260V264H15V260H16V261L18 260V259H16ZM25 258H26V257H25ZM28 258L30 259V257H28ZM32 258H33V257H32ZM73 258H74V257H73ZM78 258H79V257L75 258V261H76V259H78ZM174 258H175V257H174ZM187 258H188V257H186V260H187ZM204 258H206V257H204ZM207 258H209V257L207 256ZM210 258H211V257H210ZM210 258H209V260H210ZM224 258H222V259H224ZM9 259H10V258H9ZM79 259H81V258H79ZM89 259H90V258H89ZM153 259H154V260H158V258L155 259L154 257L152 258V260H153ZM165 259L167 260V258H165ZM202 259H203V258H202ZM222 259H221V260H222ZM2 260H3V259H2ZM11 260H10V262H11ZM19 260H20V258H19ZM38 260H39V259H38ZM81 260H83V259H81ZM81 260H80V261H81ZM87 260H88V259H87ZM90 260H91V259H90ZM125 260H126V259H124V261H125ZM169 260H170V259H169ZM181 260H182V259H181ZM183 260H185V259H183ZM186 260H185V262L188 261V260H187V261H186ZM213 260H214V259H213ZM0 261H1V260H0ZM4 261H5V259H4ZM4 261H3V262H4ZM33 261H34V260H33ZM75 261H74V262L72 261V262H73L74 264H78V261H76V262H75ZM159 261H160V260H159ZM159 261H158V263H159ZM222 261H223V260H222ZM222 261H221V262H222ZM3 262H2V263H3ZM35 262H36V261H35ZM81 262H83V261H81ZM92 262H93V261H92ZM156 262H157V261H156ZM161 262H162V260L160 261V263H161ZM176 262H177V261H176ZM182 262H183V261H182ZM188 262H189V261H188ZM188 262L185 263V264H190V263H188ZM190 262H191V261H190ZM196 262L193 263V264H196ZM201 262H202V260H201ZM262 262H263V261H262ZM2 263H1V264H2ZM4 263L6 264L7 261H5ZM4 263H3V264H4ZM11 263H12V262H11ZM54 263H55V262H54ZM67 263L70 264V262H67ZM73 263H72V264H73ZM90 263H91V261L88 262V264H90ZM97 263H98V262H97ZM97 263H95V264H97ZM128 263H129V262H128ZM164 263H167V262L164 261ZM164 263L162 262L161 264H164ZM183 263H184V262H183ZM199 263H200V261H199ZM199 263H198V264H199ZM7 264H9V262H8ZM12 264H13V263H12ZM79 264H80V262H79ZM81 264H82V263H81ZM99 264H100V263H99ZM111 264H112V263H111ZM120 264H121V263H120ZM168 264H169V262H168ZM170 264H172V263L170 262ZM202 264H204V263H202Z\"/></svg>",
    "mask_w": 264,
    "mask_h": 264
},
{
    "label": "water",
    "instance_id": "obj_3",
    "mask_svg": "<svg viewBox=\"0 0 264 264\" xmlns=\"http://www.w3.org/2000/svg\"><path fill=\"white\" fill-rule=\"evenodd\" d=\"M69 195V194H68ZM42 201V199H38L36 201H34L35 205L39 204Z\"/></svg>",
    "mask_w": 264,
    "mask_h": 264
}]
</instances>
